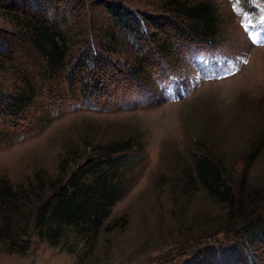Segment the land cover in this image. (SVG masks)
<instances>
[{
    "label": "rangeland",
    "instance_id": "obj_1",
    "mask_svg": "<svg viewBox=\"0 0 264 264\" xmlns=\"http://www.w3.org/2000/svg\"><path fill=\"white\" fill-rule=\"evenodd\" d=\"M211 1L221 36L190 48L171 66L162 62L147 90L125 96L124 83L107 89L101 103L67 101L44 130L0 147V177L19 185L36 171L62 175L61 163L69 175L99 144L134 142L125 194L98 235L59 245L34 235L26 251H0V264H264L257 256L264 243L259 248L238 227L235 216L244 209L232 213L199 178L188 181L186 170L209 154L239 194L243 181L264 184V0ZM111 3L161 12L156 0H50L49 16L59 18L68 37L70 64L90 58L87 50L108 54L123 70L136 62L135 40L116 22ZM14 16L0 0V35L16 30ZM23 89L19 74L0 67V90ZM120 217L125 220L112 224Z\"/></svg>",
    "mask_w": 264,
    "mask_h": 264
},
{
    "label": "trees",
    "instance_id": "obj_2",
    "mask_svg": "<svg viewBox=\"0 0 264 264\" xmlns=\"http://www.w3.org/2000/svg\"><path fill=\"white\" fill-rule=\"evenodd\" d=\"M2 1L14 11L16 30L0 35V67L19 74L24 89L18 93L0 90V147L44 130L67 101L86 105L93 97L101 103L107 89L124 83L129 84L125 96L138 92H133L136 88L147 90L162 62L171 66L190 48L212 44L221 36V16L211 0H156L158 14L111 3L116 22L135 40L136 62L123 70L108 54L87 50L90 58L70 64L68 37L59 18L49 16L50 0ZM108 38L113 40L112 31ZM133 146L130 138L99 144L69 175L61 163L62 175L36 171L26 184L0 177V251H26L34 235L54 245L79 235L86 239L98 235L112 207L125 194L123 176L131 166ZM251 153L255 155L254 150ZM192 170H186L188 181L199 178L211 198L228 211L244 209L235 216L240 219L241 234L264 243V184L243 181L239 194L228 171L209 154L197 158ZM120 219L125 220L120 217L112 224ZM234 252L243 258L241 249L234 248ZM257 256L264 259V254Z\"/></svg>",
    "mask_w": 264,
    "mask_h": 264
},
{
    "label": "snow or ice",
    "instance_id": "obj_3",
    "mask_svg": "<svg viewBox=\"0 0 264 264\" xmlns=\"http://www.w3.org/2000/svg\"><path fill=\"white\" fill-rule=\"evenodd\" d=\"M246 62V61H245Z\"/></svg>",
    "mask_w": 264,
    "mask_h": 264
}]
</instances>
